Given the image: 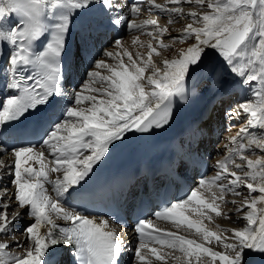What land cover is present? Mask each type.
Instances as JSON below:
<instances>
[{
	"label": "snow or ice",
	"instance_id": "snow-or-ice-1",
	"mask_svg": "<svg viewBox=\"0 0 264 264\" xmlns=\"http://www.w3.org/2000/svg\"><path fill=\"white\" fill-rule=\"evenodd\" d=\"M145 3L148 11L166 14L167 24L133 19ZM184 4L205 10L185 13ZM184 17L191 22L172 35L169 26ZM121 28L150 37L131 40L146 53L107 38L109 29ZM113 40L118 51L101 46ZM177 43L186 46L165 57L163 51ZM101 53L104 58H97ZM74 65L84 67L85 79L69 95L64 85L71 83ZM228 74L250 93L224 109L229 121L246 116L228 138L234 147L225 146L214 176L202 177L153 213L177 229L194 230L199 239L137 219L129 250L108 218L85 214L78 200H66L91 194L96 169L129 135L169 127L178 102L200 84L219 91ZM203 134L200 125L190 129L189 149ZM250 150L264 153V0H0V156H10L9 162L0 159V237L10 238L0 239V264H67L65 252L70 264H123L129 251L130 264L264 261V155L252 159L244 154ZM229 204L244 225L210 229L205 221L213 223L214 216L231 218L224 211ZM25 217L23 239H17L15 225ZM13 246L21 251H10Z\"/></svg>",
	"mask_w": 264,
	"mask_h": 264
},
{
	"label": "bare ground",
	"instance_id": "bare-ground-1",
	"mask_svg": "<svg viewBox=\"0 0 264 264\" xmlns=\"http://www.w3.org/2000/svg\"><path fill=\"white\" fill-rule=\"evenodd\" d=\"M162 2L164 3L165 0H162ZM183 10H184L185 13H187V12L190 11V10L203 11V10H205V9H196L194 5L184 4V5H183ZM154 19L158 20V22H159L161 25H164V24H167L168 16H167V15H164V16H161V17H155ZM136 20H137V22H140V21H142V20H144V19H139V18H138V19H136ZM189 22H191V21H190V19L187 18V17H184V18H178L174 24H172V25L169 26V27H170V31L172 32V35H178L179 32L183 29V27H184L187 23H189ZM135 36H139L141 42H145V43L150 39V37H148L146 34H142V33H140V32H128V33L125 35V39H122V40L125 42V46H126V47L129 49V51H131L132 53H135V52H137V51H140V52H142V53H146V51H147L146 48L139 47L138 45H137V46H133V45H132L131 40H132V38L135 37ZM164 42H165V43H169V42H170L167 36L164 38ZM183 46H186V45H181V44L177 43V44L174 45V48H173L172 50H168V51H163V50H161V51H163V55H164L165 57H167V58H171V56L174 54V50H175V48H179V47H183ZM107 49H108V50H111V51H113V52L118 51V50L116 49L115 45H111V46L108 47ZM209 54L213 57V60H214V61L217 59V57L215 56V53H213L211 50H209ZM100 58L103 59L104 57H100ZM154 59H157V63H159V58H155V57H154ZM124 60H125L126 63L128 62V61H127V57H124ZM108 62H109V63H114V61H113L112 59H108ZM221 63H222V61H221ZM101 71H102V73H103L104 70H101ZM104 74H106V73H104ZM66 93L69 94V92H66ZM246 96H250V93L247 92V91H246ZM226 98H227V97H225L223 100H225ZM221 101H222V100H221ZM215 107L218 108L217 105H215ZM218 110H219V109H218ZM220 113H221V111H220ZM231 135H234V134H225L224 139H222V140L219 142V144L223 141V142H225L226 144L229 145V139H228V138H230ZM229 146H230V145H229ZM233 147H234V146H233ZM226 151H227L226 149H225V150H224V149H221V155H222V157H220V156L218 157V156H217V160L222 159V158L226 155V153H225ZM249 153H250V154H249ZM251 153H252V151L250 150V151H248V152H246V153H244V154H245V155H248V156L250 157V156H251ZM257 154H258V155H264V153H261V152H259V151L257 152ZM253 157H254V156H253ZM253 157L251 156L250 158L253 159ZM0 159H4L5 162H9V160H10V156H0ZM236 162L239 163V158H237V157H236ZM214 168H215V171L218 170L215 166H214ZM55 176H56V174L53 173V174H52V178L55 179ZM46 187L49 188V191H50V193H51V186H50V185H46ZM12 190H13V187H10V188H9V191L11 192ZM53 195H54V194H53ZM229 196H230V197H229V200H233V199H235V200H238V201H239V200L242 199V197H240V196H233V197H231L232 195H229ZM66 199H67V197H66ZM226 207H227V210L230 211V212H231V210L234 208L233 205L229 204V205H227V206L224 207V210L226 209ZM13 210H15V209H10V211H13ZM25 211H26V210H25ZM21 214L24 215V213H21ZM213 215H214V214H213ZM230 215H231V218H230V219H228V218H224V217H220L221 220H222V222H223L224 224H226V225L228 226V228H238V227H242V226L244 225V221H243V220H239V221H237L236 216H235L234 214H231V213H230ZM191 217H192V216H191ZM214 217H215V216H214ZM192 218H193V217H192ZM26 219H27V218L25 217V219H21V220H19V221L16 223V225H15L16 229L18 230V234H16V238H17V239H23V237L20 235V232H19V226H20V228H21V227L25 224ZM211 225H212V226H216L217 224H216V223H211ZM181 228H184V227H181ZM184 230L187 231V232H189L191 235H193V236H195V237H199L197 234L194 233V230H186L185 228H184ZM0 239H10V238H8V237H0ZM214 245H215V244H214ZM211 246H213V245H211ZM10 251L19 252V251H21V249H19V248H15V247L13 246V247L10 249Z\"/></svg>",
	"mask_w": 264,
	"mask_h": 264
},
{
	"label": "rangeland",
	"instance_id": "rangeland-1",
	"mask_svg": "<svg viewBox=\"0 0 264 264\" xmlns=\"http://www.w3.org/2000/svg\"><path fill=\"white\" fill-rule=\"evenodd\" d=\"M217 107L219 109V112L221 110L224 111V109H225V102H224V100H222L220 104H217ZM227 134H229V133H227ZM255 158H256V155H254L253 159H255ZM19 229H21V228H19ZM16 234H18V230H17Z\"/></svg>",
	"mask_w": 264,
	"mask_h": 264
}]
</instances>
